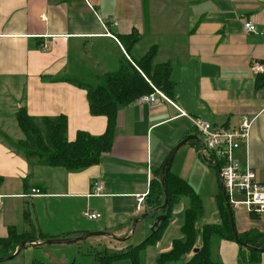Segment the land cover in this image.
Segmentation results:
<instances>
[{
  "label": "crops",
  "instance_id": "crops-1",
  "mask_svg": "<svg viewBox=\"0 0 264 264\" xmlns=\"http://www.w3.org/2000/svg\"><path fill=\"white\" fill-rule=\"evenodd\" d=\"M246 22L257 32L247 33ZM134 33L140 39L127 51L121 38ZM153 47L155 62L172 67L175 91L173 97L165 95L180 110L206 119L216 129L235 130L244 120H253L248 146L236 152V161L249 164L264 184V72L254 70L255 65L264 67V0H0V130L14 141L24 140L16 115L25 108L35 118L66 117L69 142L80 132L104 135L108 119L93 116L87 91L69 81L101 85L106 74L118 72L125 61L134 64ZM114 132L112 151L98 165L79 172L35 165L0 137V239H7L12 228L18 234L40 232L49 239L93 232L119 239L110 243L105 240L110 236L92 242L87 238L51 251L38 239L12 259L3 258L6 264H19L15 258L26 248L35 251L30 252L31 264H70L98 250L133 246L138 230L132 231L134 221L157 209L146 212L155 172L184 139L202 137L175 106L161 99L157 105L138 99L121 108ZM201 147L188 142L181 147L186 150L179 161L169 167L203 201L198 227L221 223L216 202L221 179L219 193L205 195L212 166L202 159ZM95 182L103 184L99 196L94 195ZM138 195H145L140 212ZM187 203L183 198L169 213L166 209L149 216L155 221L166 215L168 222L164 235L142 251L144 264H156L183 238ZM205 203L210 206L205 208ZM85 212L101 218L90 220ZM175 214H182L180 223ZM233 218L237 233L264 235V220L258 215L233 209ZM141 223L139 245L150 237L149 225ZM42 251L43 259L37 258ZM213 251L223 264H244L236 242L215 241ZM53 252L60 256L51 257ZM259 259L257 264H264V251Z\"/></svg>",
  "mask_w": 264,
  "mask_h": 264
},
{
  "label": "trees",
  "instance_id": "trees-1",
  "mask_svg": "<svg viewBox=\"0 0 264 264\" xmlns=\"http://www.w3.org/2000/svg\"><path fill=\"white\" fill-rule=\"evenodd\" d=\"M139 39L140 36L134 33L122 37L121 42L126 50L130 51ZM156 56L157 49L153 47L140 59L133 60L134 64L125 61L118 72L106 74L101 85L76 80L69 81L87 91L90 113L93 116H105L108 119V127L104 135L94 137L80 132L76 141L69 142L66 117L35 118L30 116L25 108H21L16 119L25 139L14 141L1 130L0 137L10 147L22 152L28 161H34L35 165L38 166L79 172L98 165L102 157L112 151L117 113L121 108L131 105L142 96L152 94L154 88L159 89L169 97H173L175 83L171 79L172 67L168 63L157 64L155 62ZM209 158L215 159L212 155ZM204 162L215 167L205 160ZM169 167L165 181L168 195V213L172 207L180 204L183 198L188 200V205L184 212L181 227L183 238L175 240L172 249L161 254L156 264H223L219 255L213 251L214 242L221 240L233 241L239 245L240 263H259V255L264 251V235L258 231L239 234L232 230L222 192L216 198L221 223L198 227L199 220L205 212L203 201L188 183L174 175ZM220 167L221 163L219 162V166L215 168L219 171ZM1 181L2 179H0V183ZM150 189L146 200L148 206L146 212L164 204L161 170L155 172V178ZM231 209L233 211L232 206ZM167 222L166 219L160 228L140 245L129 246L122 251L98 250L83 256L87 262L74 261L70 264H144L141 259L142 251L147 245L154 244L161 238ZM9 233L7 239H0V264H6V261L2 259L13 255L22 242L49 239L40 232L18 234L12 228ZM246 252L249 253V256L245 254ZM34 264L46 263L34 262Z\"/></svg>",
  "mask_w": 264,
  "mask_h": 264
},
{
  "label": "built area",
  "instance_id": "built-area-1",
  "mask_svg": "<svg viewBox=\"0 0 264 264\" xmlns=\"http://www.w3.org/2000/svg\"><path fill=\"white\" fill-rule=\"evenodd\" d=\"M244 28L247 33H256L257 28L251 22H246ZM47 50V47H44ZM256 72H264V67L255 65ZM154 88V87H153ZM163 100L175 106L181 113L182 117L187 118L197 132L202 136L205 154L209 160L216 162L220 167V179L224 184L228 200L234 210H246L251 214L258 215L264 220V184L256 178L254 170L246 164L240 165L236 161V152L242 146H248L253 120H244L239 128L235 130L216 129L213 125L202 117H194L183 112L178 106L169 99L165 93L154 88V92L150 95L139 98L141 104L157 105ZM210 155L214 156V160L210 159ZM103 191L101 182L94 183V195H100ZM32 194L40 195V191L33 190ZM137 211L143 208L145 195H138ZM84 216L90 220L101 218L99 214H91L85 212Z\"/></svg>",
  "mask_w": 264,
  "mask_h": 264
},
{
  "label": "water",
  "instance_id": "water-1",
  "mask_svg": "<svg viewBox=\"0 0 264 264\" xmlns=\"http://www.w3.org/2000/svg\"><path fill=\"white\" fill-rule=\"evenodd\" d=\"M190 141H196L198 144H200L202 147H201V154H202V157L203 159L215 166V167H218V164L216 162H213L212 160H209L207 157H206V154H205V147L203 146V142L195 135H191L189 137H187L186 139H184L182 142H180L172 151L171 153L169 154L162 170H161V182H162V187H163V192H164V204L157 208L156 210L152 211L151 213H148V214H145L143 215L142 217H140L139 219H136L133 223V233H134V229H135V225L136 223H138L139 220H142V219H145L153 214H156L158 212H162L164 210L167 209V206H168V195H167V191H166V186H165V181H166V175H167V172H168V167L170 165V163L172 162L173 158H174V155L176 154V152L181 148L183 147L184 145H186L188 142ZM219 174H220V171H219ZM221 192H222V195L225 199V202H226V206H227V209H228V213H229V218H230V222H231V227H232V230L236 233V230H235V225H234V218H233V211L231 209V205L229 203V200H228V196H227V193H226V190L224 188V184L221 180ZM167 216L166 215H161V216H158L155 220V223L154 225L152 226V229H151V232H155L156 230H158L160 228V225L166 220ZM91 236H110L112 238H114L115 240H119V239H116L113 235L111 234H108V233H102V232H97V233H86V234H83L81 236H79L78 238H70V239H49V240H46L45 242H43L42 244L43 245H55V244H62V245H67V244H72V243H77V242H81V241H84L86 240L87 238L91 237ZM236 236V235H235ZM32 242H29V241H24L22 242L15 255L14 256H11V257H8L7 260L9 259H12L13 257H15L16 255H18L23 247L27 244H30Z\"/></svg>",
  "mask_w": 264,
  "mask_h": 264
},
{
  "label": "rangeland",
  "instance_id": "rangeland-1",
  "mask_svg": "<svg viewBox=\"0 0 264 264\" xmlns=\"http://www.w3.org/2000/svg\"><path fill=\"white\" fill-rule=\"evenodd\" d=\"M199 137H200V135H198ZM202 137H200V139H201ZM183 148V147H182ZM181 148V149H182ZM180 149V150H181ZM186 149H182L181 151H180V154L178 155V157L176 158V157H174V159H173V161H172V165H175L178 161H179V156L185 151ZM209 167V166H208ZM211 168V178H210V186L209 187H207V188H203V192L204 193H206L205 195H207V193H209L208 195H209V197L210 198H212V197H215V195H217L218 193H219V185H220V177H219V174H218V171L215 169V168H213V167H210ZM212 193H213V196H211L212 195ZM208 197H206V199H207ZM210 206V204H206L205 203V208L206 207H209ZM210 213V212H209ZM174 217H176L177 218V220H178V223H180V219H181V221H182V214H175V216ZM141 221H143L144 223H141V224H148L149 225V227H148V235H151L152 234V232H151V229H152V226L154 225V223H155V221H154V219H153V217H147V218H145V219H142ZM140 226H142V225H140ZM178 227V226H177ZM138 229V230H137ZM137 230V232H136V236H135V238H134V242H133V246H137V245H139V244H137V243H139V242H137L138 241V239H139V232H140V230H141V228L139 227L138 228V226H137V223H136V225H135V229H134V232ZM177 229H174L173 231H176ZM93 233H95V232H93ZM164 235V233H162V235H161V237ZM78 238V237H77ZM103 236H91V237H89V240L92 242L93 240H103ZM105 240H108V241H110V243H114V238H112V239H105ZM68 246H72V245H61V244H56V245H49L48 247H47V249H45V250H47V251H51V250H54V249H57V248H61L62 250H65ZM152 246H154V245H152ZM104 248V247H103ZM32 249H28V248H26V249H24L23 250V252L21 253V255L19 256V257H17V258H15V261H16V263H19V264H31V261H32V259H33V255H34V253H32V254H30V252H35L34 250L33 251H31ZM44 251H42L41 253H38L36 256H37V258H39V259H43V253ZM54 256H60V253H54L53 252V254L51 253V257H54ZM145 253H144V255H142V262L143 263H145ZM76 261H78V262H87V260H86V258L85 257H79V258H77V260Z\"/></svg>",
  "mask_w": 264,
  "mask_h": 264
}]
</instances>
